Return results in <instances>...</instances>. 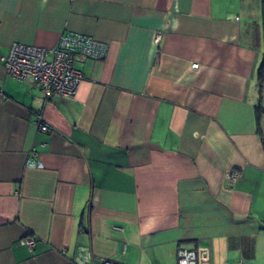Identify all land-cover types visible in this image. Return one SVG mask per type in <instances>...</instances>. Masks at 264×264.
<instances>
[{
	"label": "crops",
	"instance_id": "crops-1",
	"mask_svg": "<svg viewBox=\"0 0 264 264\" xmlns=\"http://www.w3.org/2000/svg\"><path fill=\"white\" fill-rule=\"evenodd\" d=\"M263 14L264 0H0V54L66 33L108 45L77 63L71 98L0 60V264L81 249L177 264L198 248L264 264Z\"/></svg>",
	"mask_w": 264,
	"mask_h": 264
},
{
	"label": "built area",
	"instance_id": "built-area-1",
	"mask_svg": "<svg viewBox=\"0 0 264 264\" xmlns=\"http://www.w3.org/2000/svg\"><path fill=\"white\" fill-rule=\"evenodd\" d=\"M160 40L157 35L156 41ZM108 45L97 39L79 33H66L51 48L14 43L9 53L0 54L8 74L24 81L31 79L43 92L46 99L71 98L82 82L83 74L77 63L83 59L103 60L107 56ZM193 67H198L194 64ZM37 123L42 132L51 130L50 124L42 114H37ZM36 164V161L33 162ZM231 179L238 178L231 173ZM35 239L28 237L22 240L30 250L35 246ZM72 264H122L104 259L96 263L88 249L79 250ZM177 264H210L209 252L206 248L194 250L180 249ZM239 264H244L241 261Z\"/></svg>",
	"mask_w": 264,
	"mask_h": 264
},
{
	"label": "trees",
	"instance_id": "trees-1",
	"mask_svg": "<svg viewBox=\"0 0 264 264\" xmlns=\"http://www.w3.org/2000/svg\"><path fill=\"white\" fill-rule=\"evenodd\" d=\"M263 18H264V14H263ZM260 76H261V81L263 79V76H264V57H263V61L261 63V67H260ZM257 111H258V114L260 116V114L262 113V109L260 106L257 107Z\"/></svg>",
	"mask_w": 264,
	"mask_h": 264
}]
</instances>
